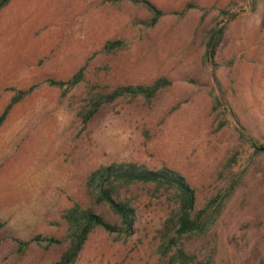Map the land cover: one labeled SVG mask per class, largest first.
I'll list each match as a JSON object with an SVG mask.
<instances>
[{
  "label": "rangeland",
  "instance_id": "rangeland-1",
  "mask_svg": "<svg viewBox=\"0 0 264 264\" xmlns=\"http://www.w3.org/2000/svg\"><path fill=\"white\" fill-rule=\"evenodd\" d=\"M168 15L158 26L150 14L116 0H12L0 15V116L19 91L33 92L15 106L0 128V264H53L60 250L33 246L24 255L16 241L38 236L60 239L62 214L85 203L91 173L114 163L173 169L197 194V208L226 189L219 174L239 146L234 126L255 140L264 138V13L245 0H150ZM189 5L182 17L180 13ZM234 20L206 63L197 31L206 15L210 28ZM263 31V32H262ZM262 32V33H261ZM124 47L104 52L109 42ZM81 70L85 80L69 93L48 85L68 81ZM215 71L232 125L214 111ZM173 86L152 104L121 102L85 126L79 113L92 87L97 91L152 85ZM252 152L241 161L248 165ZM264 172V154L256 156ZM251 168V172L256 170ZM243 169L239 171L242 173ZM247 174L227 202L211 234L218 244L213 264H264V188ZM124 195L136 211V232L127 241L97 230L77 264H159L158 231L170 211L168 196L136 186ZM192 251L204 242L184 241ZM202 260V259H201Z\"/></svg>",
  "mask_w": 264,
  "mask_h": 264
},
{
  "label": "trees",
  "instance_id": "trees-1",
  "mask_svg": "<svg viewBox=\"0 0 264 264\" xmlns=\"http://www.w3.org/2000/svg\"><path fill=\"white\" fill-rule=\"evenodd\" d=\"M12 0H0V15L10 5ZM256 13H264V0H245ZM118 3L129 2L150 14L149 20L144 24L152 29L158 26L160 21L168 14L159 9L150 0H116ZM189 5L180 15L183 17L189 9ZM220 18L223 22L215 28L205 25L206 15L197 31V38L206 52V63L216 65L218 49L224 42L229 24L234 16L229 11H221ZM263 32V31H262ZM261 32V33H262ZM124 47L121 41L109 42L104 52L112 54ZM215 83V94L213 95L214 111L222 115L225 123L221 127L232 125L231 117L234 109L228 103V90L224 89L216 72L211 73ZM85 80L84 70H81L68 81L49 80L50 87L60 89L69 93ZM173 83L168 78L157 79L152 85H138L109 88L102 92L92 87L89 98L79 113L82 123L87 126L101 111L111 108L121 102L144 101L146 104L152 102L164 91L170 89ZM29 91H19L12 98L10 104L0 116V128L6 123L12 109L22 103L31 95ZM239 135V146L228 158L220 170L219 177L224 184V191L209 200L205 208H197V194L189 181L181 173L163 167L151 170L138 163H114L110 166H102L88 178L84 190L85 203H75L61 216L59 227H65V234L60 238H43L38 236L30 241H16L18 253L26 254L33 246L44 250H60L61 254L53 264H77L87 242L97 230L104 231L115 236L118 240H129L136 232V211L131 201L124 195L136 186L153 187L159 195H167L170 201V211L162 228L158 231L159 244L156 248L159 264H213L217 256L218 244H211L214 237L211 234L219 217L229 199L234 195L241 185L242 179L247 174L253 178L261 177L260 184L264 188V172L256 166V156L264 153L258 152L256 148H264V138L255 140L244 127L234 126ZM252 152L248 158V165L241 164L246 150ZM256 170L251 172V168ZM243 169L242 173H239ZM6 224L0 221V235ZM194 240L204 242L201 250L192 251L184 241ZM202 259V260H201Z\"/></svg>",
  "mask_w": 264,
  "mask_h": 264
},
{
  "label": "water",
  "instance_id": "water-1",
  "mask_svg": "<svg viewBox=\"0 0 264 264\" xmlns=\"http://www.w3.org/2000/svg\"><path fill=\"white\" fill-rule=\"evenodd\" d=\"M256 150H257L258 152H262V153H264V148H256Z\"/></svg>",
  "mask_w": 264,
  "mask_h": 264
}]
</instances>
